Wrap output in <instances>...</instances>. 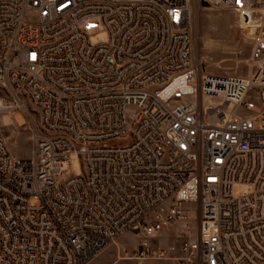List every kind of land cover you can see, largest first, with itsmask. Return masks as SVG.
Returning a JSON list of instances; mask_svg holds the SVG:
<instances>
[{"label":"built area","instance_id":"2783aa9c","mask_svg":"<svg viewBox=\"0 0 264 264\" xmlns=\"http://www.w3.org/2000/svg\"><path fill=\"white\" fill-rule=\"evenodd\" d=\"M205 8L250 33L244 77L202 71ZM15 112L33 149L0 135V264H93L127 235L118 261L264 264V0H0ZM168 229L175 253L150 245Z\"/></svg>","mask_w":264,"mask_h":264},{"label":"rangeland","instance_id":"374dc122","mask_svg":"<svg viewBox=\"0 0 264 264\" xmlns=\"http://www.w3.org/2000/svg\"><path fill=\"white\" fill-rule=\"evenodd\" d=\"M197 33L194 44V54L204 72L215 75L241 76L247 73L246 60L251 47V35L242 27L239 15L229 8H205L198 14ZM101 36L92 38L96 41ZM3 116L0 115V135L4 139L9 151L17 159L31 157L33 144L32 134L28 123H24L20 113L15 112L16 124L7 117L9 125H4ZM13 120V118H12ZM35 123H39L34 116ZM39 125V124H38ZM70 175L82 173L83 164L76 157L70 163ZM235 196L241 194L240 187H235ZM190 207V206H189ZM181 230H164L162 235L150 242L151 246L158 248L170 247L176 252ZM137 245V240L132 235H127L107 248L93 264H135L132 261H118V254L122 251L131 252ZM168 264V263H156Z\"/></svg>","mask_w":264,"mask_h":264},{"label":"bare ground","instance_id":"6f19581e","mask_svg":"<svg viewBox=\"0 0 264 264\" xmlns=\"http://www.w3.org/2000/svg\"><path fill=\"white\" fill-rule=\"evenodd\" d=\"M195 49V48H194ZM4 119H3V122H4V125H9V122H8V120L7 119H5V118H7V117H3ZM10 119V123H11V121H12V118H9ZM13 122V121H12Z\"/></svg>","mask_w":264,"mask_h":264},{"label":"water","instance_id":"95a60500","mask_svg":"<svg viewBox=\"0 0 264 264\" xmlns=\"http://www.w3.org/2000/svg\"><path fill=\"white\" fill-rule=\"evenodd\" d=\"M202 7H207V4H205V3H202Z\"/></svg>","mask_w":264,"mask_h":264}]
</instances>
